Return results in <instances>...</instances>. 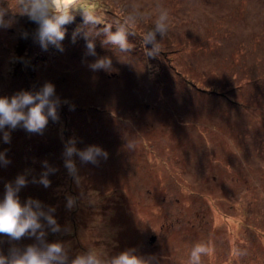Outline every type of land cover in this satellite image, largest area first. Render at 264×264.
I'll return each mask as SVG.
<instances>
[{
  "label": "rangeland",
  "instance_id": "rangeland-1",
  "mask_svg": "<svg viewBox=\"0 0 264 264\" xmlns=\"http://www.w3.org/2000/svg\"><path fill=\"white\" fill-rule=\"evenodd\" d=\"M84 3L101 23L83 25L76 13L62 26L61 52L34 38L37 26L18 14L19 0H0L18 21L0 28V96L34 93L48 82L61 101L59 119L48 117L42 133L5 126L8 143L0 133V152L10 161L0 164V201L4 185L23 175L20 203L31 198L55 209L61 231L46 226L44 240L62 243L69 261L89 249L105 258L132 249L146 264H194L191 249L205 244L199 264H264V0ZM165 12V34L156 32L161 51L150 58L153 44L143 37ZM106 25L126 30L129 51L103 43ZM78 27L91 33L95 56L83 35L72 42ZM102 57L114 71L89 68ZM69 139L80 150L96 145L109 154L99 167L73 156L84 191L97 193L95 205L80 201L64 167ZM44 162L57 169L48 187L39 183ZM68 196L77 197L71 210ZM0 240L5 256L36 243Z\"/></svg>",
  "mask_w": 264,
  "mask_h": 264
},
{
  "label": "clouds",
  "instance_id": "clouds-1",
  "mask_svg": "<svg viewBox=\"0 0 264 264\" xmlns=\"http://www.w3.org/2000/svg\"><path fill=\"white\" fill-rule=\"evenodd\" d=\"M18 7V14L27 17L28 21L37 26L34 38L38 39L45 49L47 48V43H45L47 41L59 51H64L60 42L65 37L66 29L62 26L74 22L76 13L82 16L83 25H88L90 22L93 25L101 23L89 6L84 3V0H19ZM14 14L16 13L10 11L8 7H0V28L8 29L18 23ZM167 17V12L162 13L156 22L155 32H148L143 37L145 44H153V49L146 53L150 58L160 54V46L156 43V32H159L161 36L165 34L166 29L162 21H165ZM110 27V25H106L103 29L106 33V39L103 43L118 46L121 52L129 51L131 46L126 41V30L120 27L113 33L110 31ZM28 35L26 30L20 31L21 38L26 39ZM77 35H83L87 53L95 56V46L90 39L91 33L83 32L82 27H78L72 34L73 43ZM89 68L92 71L101 69L105 72L114 71L112 60L109 57L96 59L89 65ZM60 103L59 98L55 96L54 85L48 82H45L43 87L34 93L21 91L10 97L0 96V133H2L3 141L5 143L10 142L9 132L4 131L5 126L12 130L22 127L30 133H42L48 122V117L54 121L59 119L56 109ZM64 103H68V101H64ZM74 108V105H69L70 111ZM75 143V139H69L65 142L64 167L80 190V201L95 205L98 201L97 193L84 191V178L79 175L73 156L78 157L82 164L91 163L99 167L102 160L107 161L109 154L96 145H89L80 150L75 147ZM125 147L129 151H133L135 149L134 141L128 140ZM8 163L10 161L5 159L3 152H0V164L6 166ZM44 167L46 170L41 174L39 183L48 187L50 184L47 179L48 174L56 172L57 169L49 167L47 162H44ZM25 184L26 180L21 175L17 176L14 185L11 183L4 185V197L0 201V234L11 241H19L22 237H34L36 243L25 245L23 249L12 247L7 256L0 253V264H146L141 257L133 254L132 249L120 251L118 254L107 258L101 251L89 249L85 253L75 255L69 261L66 248L62 243H46L44 240L46 226L52 233L61 231L60 225L51 215L55 209L48 208L45 211L38 200L31 198L26 200L23 205L20 203L17 194ZM76 204L77 197H67L66 207L69 210L73 209ZM71 231L70 226L64 229L65 234H71ZM3 243L4 241L0 240V245ZM208 252L209 248L205 244H197L191 249L190 259L194 264H199L201 257L207 255Z\"/></svg>",
  "mask_w": 264,
  "mask_h": 264
},
{
  "label": "water",
  "instance_id": "water-1",
  "mask_svg": "<svg viewBox=\"0 0 264 264\" xmlns=\"http://www.w3.org/2000/svg\"><path fill=\"white\" fill-rule=\"evenodd\" d=\"M155 240V237L154 236H151L150 237V241L153 242Z\"/></svg>",
  "mask_w": 264,
  "mask_h": 264
}]
</instances>
